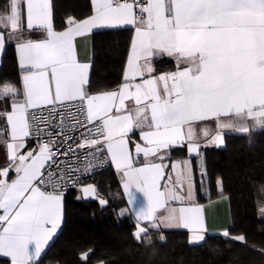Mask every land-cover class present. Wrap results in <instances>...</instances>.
I'll use <instances>...</instances> for the list:
<instances>
[{
    "label": "snow or ice",
    "instance_id": "obj_1",
    "mask_svg": "<svg viewBox=\"0 0 264 264\" xmlns=\"http://www.w3.org/2000/svg\"><path fill=\"white\" fill-rule=\"evenodd\" d=\"M91 4L90 16H69L61 31L54 28L52 0H7L0 9V55L14 42L22 72V89L0 81V136L8 137L3 141L7 163L0 167V257L9 264H41L63 226L64 188L71 181L79 193L82 177L95 174L90 165L67 178L58 171L57 157L74 151L71 144L65 146L74 138L65 134L66 120L74 121V131L78 125L89 133H80L83 142L76 149L106 152L121 173L129 204L136 202L137 192L146 197L134 213L138 222L150 223V228L137 223L134 232L145 246L152 243L148 233L161 226L188 230L190 244L206 239L192 165L193 154L200 158L201 137L204 146L219 147L226 146L225 131L264 130V0ZM118 28L133 31L123 82L90 94V64L78 61L75 40ZM33 32L42 37L31 38ZM163 57L172 58L176 69L156 74L154 62ZM128 100L135 106H127ZM209 120H215V130L201 126ZM136 129L142 143L129 135ZM32 139L35 144L29 146ZM174 149L185 150L186 157L172 160ZM10 172L16 174L11 182ZM206 174L205 167L201 181ZM217 183L222 187V181ZM82 192L77 199L97 198L107 206L96 186ZM260 193L258 219L264 220V187ZM161 208L167 214L157 216ZM222 235L230 237L227 230ZM230 238L245 241L244 235ZM259 251L264 255V248Z\"/></svg>",
    "mask_w": 264,
    "mask_h": 264
},
{
    "label": "trees",
    "instance_id": "obj_2",
    "mask_svg": "<svg viewBox=\"0 0 264 264\" xmlns=\"http://www.w3.org/2000/svg\"><path fill=\"white\" fill-rule=\"evenodd\" d=\"M53 23L66 27L69 16L83 19L89 14L88 0H52ZM129 32L99 31L94 34L91 91L115 89L121 81ZM19 87L12 48L7 46L0 66V81ZM226 146L204 154L206 175H196L199 201L225 197L229 203L230 237L244 235L245 241L207 234L202 242L189 243L183 230H151V245L134 238L135 224L121 211L126 203L116 175L110 168L88 182L107 201L67 195L64 223L48 247L41 264H264V220L258 219L260 189L264 187V130L226 134ZM203 170V171H204ZM222 181V187L217 181ZM203 184L201 189L200 184ZM144 235V234H142ZM163 235L164 239H161ZM88 255L87 261L82 257Z\"/></svg>",
    "mask_w": 264,
    "mask_h": 264
},
{
    "label": "crops",
    "instance_id": "obj_3",
    "mask_svg": "<svg viewBox=\"0 0 264 264\" xmlns=\"http://www.w3.org/2000/svg\"><path fill=\"white\" fill-rule=\"evenodd\" d=\"M88 1H89V14L86 17H84L83 19L87 18L88 16H90L92 14L91 0H88ZM6 2H7V0H0V9H2L5 6ZM80 20H82V19H80ZM125 29H127V31L129 32V35H128L129 39H128V44H127V48H126V54H125L123 68H122V73H121V81H120L119 85L123 82V74H124V71L126 69V60H127L128 54H129L130 40L133 36V31L131 28L99 30V31H121V30H125ZM56 30H58V29H56ZM61 30H64V28ZM61 30H58V31H61ZM99 31H94V33H92V34H86L85 36L77 37L75 40L76 55H77L78 61H80L81 63H89L90 64V79H91V72H92L94 34L96 32H99ZM30 37L33 39H39L42 37V33L33 32L30 34ZM7 46H10L12 48V52H13V56H14V60H15V65H16V70L18 72L19 87L22 89V81H21L22 72H21V69L19 67L18 53L16 51L15 44H14V42L8 43L6 45V47ZM3 54H4V52L2 53V55H0V66H1ZM154 68L156 70V74H159L161 72H166V71H174L176 69V63L172 58L163 57L162 59L156 60L154 62ZM136 82H139V78H137ZM88 91L90 92V94H96V93L100 92V91H91L90 90V84L88 86ZM125 103L127 106H133V107L135 106L134 100H128ZM3 104H4V102L0 101V107H2ZM2 123L3 122L0 121V124H2ZM247 123L249 124V126H252L254 124V121L249 120ZM201 126L207 127L210 131L215 130V127H216L215 120H209V121L203 122V124ZM256 130H258V129H256ZM226 134H239V133H234L231 131H225L224 136ZM129 135L132 137L133 140L142 143V141L140 140V131L138 129L134 130ZM7 138L8 137L6 135L0 136V167L5 166L7 163L6 146L3 143V141ZM206 143H207V141L203 137H201V145L202 146H201V150H200V158L198 159L195 154H193V156H192L194 178L196 177V175L200 174L204 170V154H205V152L208 151L209 149H212V148H220V147H216V146H204ZM28 144H29V146H33L35 143L28 140ZM186 155L187 154H186L185 150L174 149L171 153V159L172 160H180L182 158H185ZM107 158L109 161L108 156H107ZM139 159H140V161H143L142 156ZM201 161H203V163ZM109 165H110L109 166L110 170L112 172H114V174L116 175V178H117L119 186H120V190L123 194L121 173L118 170H116L115 166L112 165L110 162H109ZM136 166L139 167V166H141V164L137 163ZM15 176H16L15 172H10L9 177H8V181L11 182V180L14 179ZM166 182L167 181L165 180V181H162L161 183L163 184ZM90 184H92V183H90ZM80 186H78L77 188H81ZM78 195L81 196L82 191H80L79 193L76 191L74 193V198H76V200H79V199H77ZM123 197H124V200L126 203V208L124 210V214H126L127 217L129 218V220L135 224L136 231L138 230L137 229V223H139L140 226H147L150 228L149 222H144V221L138 222L136 220V217L134 214L136 209H138L141 205L146 204V197L143 195V193H139V192L136 193V202L134 204H129L127 202V197L124 195H123ZM66 200H67V195L63 196L64 216H65V202H66ZM196 202L202 206V214L205 218V225H206V235L207 234H222L223 231H225V230L228 231L230 229V227H231L230 209H229L228 200L225 197H216L214 199H206L205 201L200 202L198 195H196ZM171 203H172V206H176L174 202H171ZM0 214H2V213H0ZM166 214L167 213H166L165 209H163V208H161L157 211V216L166 215ZM63 223H64V218H63ZM160 229L161 230H183V231H186L189 239L191 236V233L185 229H166V228H163L162 226ZM60 231H61V229L59 230V233H60ZM0 264H9V259L0 257Z\"/></svg>",
    "mask_w": 264,
    "mask_h": 264
},
{
    "label": "built area",
    "instance_id": "obj_4",
    "mask_svg": "<svg viewBox=\"0 0 264 264\" xmlns=\"http://www.w3.org/2000/svg\"><path fill=\"white\" fill-rule=\"evenodd\" d=\"M83 118V117H81ZM55 124H59V117H57L56 121H54ZM74 124V121L66 120L65 121V134L71 137H74L71 140H68L65 142V146L67 144H71L74 148V151H71L67 154V156H58L57 160L60 164V168L58 171L61 172L63 176L66 178L69 176L72 172H84L88 171V166L90 165L92 169H94L95 174H98L106 169L109 168V161L106 155V152H95L94 149H76V145L83 142V137L80 135L81 132H83L85 135H89L87 133L86 129L80 128L78 125L76 126V130L74 131L71 127V125ZM88 127H91L89 125ZM52 131H56L55 128L52 129ZM57 139H63V137H57ZM35 143V140H30ZM85 153H89V155L85 156ZM77 157H80L78 160ZM103 160V164L100 163V161ZM94 174V175H95ZM94 175H88L82 177L81 183L77 184L76 187L79 185L88 182ZM55 179V177L53 178ZM49 191H51V187H48ZM74 191V188L71 187V181L68 182V186L64 188V194L68 195Z\"/></svg>",
    "mask_w": 264,
    "mask_h": 264
},
{
    "label": "rangeland",
    "instance_id": "obj_5",
    "mask_svg": "<svg viewBox=\"0 0 264 264\" xmlns=\"http://www.w3.org/2000/svg\"><path fill=\"white\" fill-rule=\"evenodd\" d=\"M219 147H222V146H219ZM89 184H90L89 182H85V183L81 184V186L79 185V186L81 187V188H80L81 191H82V188H83V187H85V186H87V185H89ZM91 185H92V184H91ZM81 196H83V192H82V195H81ZM84 199H97V198H86V197H85Z\"/></svg>",
    "mask_w": 264,
    "mask_h": 264
}]
</instances>
